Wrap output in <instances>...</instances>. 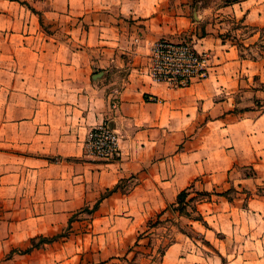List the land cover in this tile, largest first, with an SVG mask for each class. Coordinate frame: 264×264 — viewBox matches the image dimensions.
Wrapping results in <instances>:
<instances>
[{
	"label": "crops",
	"instance_id": "crops-1",
	"mask_svg": "<svg viewBox=\"0 0 264 264\" xmlns=\"http://www.w3.org/2000/svg\"><path fill=\"white\" fill-rule=\"evenodd\" d=\"M2 1L16 5L0 9V264H134L142 223L197 182L210 191L188 218L198 237L178 230L159 264H264V0L224 4L219 24L241 26L201 33L194 0ZM157 39L209 51L207 77L155 81ZM103 122L119 159L86 153ZM231 187L248 194L214 193ZM93 203L91 233L67 236L71 212ZM91 251L101 260H67Z\"/></svg>",
	"mask_w": 264,
	"mask_h": 264
},
{
	"label": "rangeland",
	"instance_id": "rangeland-1",
	"mask_svg": "<svg viewBox=\"0 0 264 264\" xmlns=\"http://www.w3.org/2000/svg\"><path fill=\"white\" fill-rule=\"evenodd\" d=\"M238 0H194V5L197 6L198 10L200 11V22L196 24L195 33H201L205 31V27L212 23V25L220 31V29H224L226 27L228 28H238L240 27V23L236 20V18H226V22L228 24L226 25H220V22H223L225 19V14L223 12L217 11L219 7L223 6L224 4L234 2ZM184 4H189L187 0H184ZM16 3H10L9 1H2L0 0V9L9 8L10 6H15ZM190 14L188 16L190 18H193V12L192 10H188ZM27 10H25V13ZM196 13V12H195ZM198 16L195 14V17ZM29 21V18H27L25 14V21ZM232 23V24H231ZM220 26V29L218 28ZM264 36V32L262 33ZM189 42V40H186ZM255 48L253 49V51ZM258 50L264 51V44H260L258 47ZM204 55H206L209 59V51L208 52H200ZM250 53V52H249ZM258 106V104H257ZM245 174L248 175H254L253 171L249 168H245L243 170ZM260 175L264 176V168L259 170ZM260 190V189H259ZM210 191L201 190L197 184L191 186L188 191L187 197H185V200L183 202L184 209L181 211L179 210L180 204H177L175 202L174 204L168 205L167 210L163 215H157L156 213L149 216L148 220H145V222L142 223L141 231L142 234L140 237H142L144 240L139 244L132 246L133 254L130 255V259L134 264H159L160 263V256L164 250V247L169 244L172 240L175 239L178 230L181 232H184L190 236L198 237V235L193 232V230L189 227V219L188 218H199V215L196 213L197 205L196 202L199 200H207L210 198ZM262 192V191H260ZM214 193H220L225 194L228 196V198L235 199L244 197L247 195V191L238 190L237 192H234L232 190V187L224 190V189H218L215 190ZM264 193V191H263ZM106 194V192H102L101 198ZM99 195V196H100ZM209 197V198H208ZM98 198V196H96ZM190 198H193V200H189ZM97 208V204L94 205L90 204L87 206L80 207V209H76L75 211H72L69 217V220L71 222H74L75 220H78L74 223H67V236L69 235V232L71 229L76 230H82L86 233H91L89 229L91 228V219L90 214H92ZM78 215H81L82 218H77ZM73 232V231H72ZM147 233L145 236L144 234ZM144 235V236H143ZM93 236V235H92ZM90 236L91 238H93ZM53 240H57V236L54 237H39L36 240H31V247L37 246L44 242H51ZM73 239H67L68 243L72 244ZM91 243H95L94 240H91L87 238V240L84 241V243L87 245ZM97 242V240H96ZM98 243V242H97ZM1 244V243H0ZM30 247L27 249L29 250ZM106 256V255H103ZM102 256L95 253V251L91 252H85L82 254H68L67 253V260L71 262H93L97 260H101ZM124 257H119L120 260H122ZM135 260V261H133ZM130 262V260L128 259ZM1 262V261H0ZM131 264V262H130Z\"/></svg>",
	"mask_w": 264,
	"mask_h": 264
},
{
	"label": "built area",
	"instance_id": "built-area-1",
	"mask_svg": "<svg viewBox=\"0 0 264 264\" xmlns=\"http://www.w3.org/2000/svg\"><path fill=\"white\" fill-rule=\"evenodd\" d=\"M149 74L155 81L184 87L208 75V57L186 41L157 39L151 45ZM120 135L109 123L90 128L85 138L86 153L99 160L121 157Z\"/></svg>",
	"mask_w": 264,
	"mask_h": 264
},
{
	"label": "trees",
	"instance_id": "trees-1",
	"mask_svg": "<svg viewBox=\"0 0 264 264\" xmlns=\"http://www.w3.org/2000/svg\"><path fill=\"white\" fill-rule=\"evenodd\" d=\"M189 188L190 187H187V188L181 190L177 194L176 202H177V204H180L179 210H181V211L184 209L183 202L185 200V197H187V195H188ZM189 200H193V198H190Z\"/></svg>",
	"mask_w": 264,
	"mask_h": 264
},
{
	"label": "water",
	"instance_id": "water-1",
	"mask_svg": "<svg viewBox=\"0 0 264 264\" xmlns=\"http://www.w3.org/2000/svg\"><path fill=\"white\" fill-rule=\"evenodd\" d=\"M110 126L113 127V126L111 125V123H110ZM113 128H114V127H113Z\"/></svg>",
	"mask_w": 264,
	"mask_h": 264
}]
</instances>
